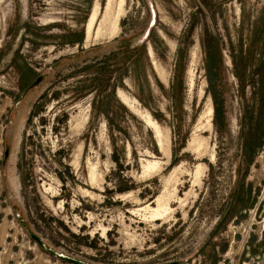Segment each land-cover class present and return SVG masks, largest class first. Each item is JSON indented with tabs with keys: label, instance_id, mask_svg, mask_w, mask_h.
<instances>
[{
	"label": "rangeland",
	"instance_id": "1",
	"mask_svg": "<svg viewBox=\"0 0 264 264\" xmlns=\"http://www.w3.org/2000/svg\"><path fill=\"white\" fill-rule=\"evenodd\" d=\"M121 1L0 0V264H264V0Z\"/></svg>",
	"mask_w": 264,
	"mask_h": 264
},
{
	"label": "bare ground",
	"instance_id": "2",
	"mask_svg": "<svg viewBox=\"0 0 264 264\" xmlns=\"http://www.w3.org/2000/svg\"><path fill=\"white\" fill-rule=\"evenodd\" d=\"M122 3H123V0L121 1V4L120 6L122 7ZM113 5V0H109V3H108V7H107V14L101 24V27L100 29L95 32L96 34L93 35V30H94V27H95V24H96V21L98 19V15H99V9H95L90 17V20L88 22V25H87V39H86V42L89 43L92 39H95L97 40L99 37H101V29H102V25L106 22V19H107V15L110 11V9L112 8ZM119 28H118V20H116V22L114 23L113 25V29L112 31L110 32L109 34V37H114L117 32H118ZM96 31V30H95ZM153 53V52H152ZM164 77V76H163ZM165 78V77H164ZM120 93V97L123 101L124 104L129 105L130 102L129 100L127 99V96H124L123 93L121 91H119ZM125 94V93H124ZM131 101V100H130ZM133 104V103H132ZM132 110V109H131ZM136 111V110H135ZM213 113V109L210 108L209 109V112L207 115H211ZM139 114L143 117L142 119L145 120V123L147 122V124L149 125V127L153 130L154 134H155V137L157 139V143L160 147V151L162 152L163 156L165 158H168L170 156V143H169V139H168V135H164L162 129L160 128V126L152 119V117L148 114H144L142 112H139ZM208 116V117H209ZM206 118V117H205ZM209 119V118H208ZM207 119V121H208ZM149 164V163H148ZM148 164L146 165L147 168H148ZM156 166V165H155ZM153 166V168L155 167ZM150 164H149V168H150ZM148 168V169H149ZM151 169V168H150ZM149 169V170H150ZM94 176V175H93Z\"/></svg>",
	"mask_w": 264,
	"mask_h": 264
},
{
	"label": "water",
	"instance_id": "3",
	"mask_svg": "<svg viewBox=\"0 0 264 264\" xmlns=\"http://www.w3.org/2000/svg\"><path fill=\"white\" fill-rule=\"evenodd\" d=\"M42 82V78H39L36 83H35V87H37L40 83ZM6 156L8 157L9 156V153L7 152L6 153ZM34 240H36L40 245L41 247H43L44 249H46V246L42 243V241L36 237V236H32ZM47 250V249H46ZM52 255H54L55 257H57L58 259L62 260V261H65L67 262L68 264H87V263H84L82 261H79V260H76V259H72V258H69L67 256H64V255H61V254H58V253H55L53 252L52 250H48ZM167 264H178V263H167Z\"/></svg>",
	"mask_w": 264,
	"mask_h": 264
},
{
	"label": "trees",
	"instance_id": "4",
	"mask_svg": "<svg viewBox=\"0 0 264 264\" xmlns=\"http://www.w3.org/2000/svg\"><path fill=\"white\" fill-rule=\"evenodd\" d=\"M81 41H82V40H81ZM81 41H79V42H81ZM263 64H264V63H263ZM111 79H112V75H111V76H109V79H108V80L110 81Z\"/></svg>",
	"mask_w": 264,
	"mask_h": 264
},
{
	"label": "flooded vegetation",
	"instance_id": "5",
	"mask_svg": "<svg viewBox=\"0 0 264 264\" xmlns=\"http://www.w3.org/2000/svg\"><path fill=\"white\" fill-rule=\"evenodd\" d=\"M39 78H40V77H39ZM39 78H38V79H39ZM38 79H37V80H38ZM37 80H36V81H37ZM36 81L34 82V85H35Z\"/></svg>",
	"mask_w": 264,
	"mask_h": 264
}]
</instances>
